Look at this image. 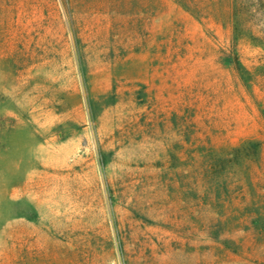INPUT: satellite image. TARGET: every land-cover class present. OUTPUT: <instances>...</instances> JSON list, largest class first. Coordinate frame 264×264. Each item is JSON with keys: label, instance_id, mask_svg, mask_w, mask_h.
I'll return each mask as SVG.
<instances>
[{"label": "rangeland", "instance_id": "1", "mask_svg": "<svg viewBox=\"0 0 264 264\" xmlns=\"http://www.w3.org/2000/svg\"><path fill=\"white\" fill-rule=\"evenodd\" d=\"M0 264H264V0H0Z\"/></svg>", "mask_w": 264, "mask_h": 264}, {"label": "trees", "instance_id": "2", "mask_svg": "<svg viewBox=\"0 0 264 264\" xmlns=\"http://www.w3.org/2000/svg\"><path fill=\"white\" fill-rule=\"evenodd\" d=\"M260 148L261 143L258 140L248 139L228 149L213 150L209 156L214 167L224 169L225 164L236 166L246 161H258Z\"/></svg>", "mask_w": 264, "mask_h": 264}]
</instances>
